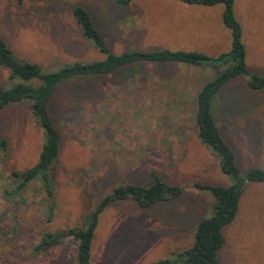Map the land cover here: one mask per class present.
Instances as JSON below:
<instances>
[{
  "label": "rangeland",
  "instance_id": "374dc122",
  "mask_svg": "<svg viewBox=\"0 0 264 264\" xmlns=\"http://www.w3.org/2000/svg\"><path fill=\"white\" fill-rule=\"evenodd\" d=\"M82 5L113 53L144 49L197 50L218 56L232 48L223 23L224 5L178 0H0V35L20 59L45 70L75 61L102 59L83 37L73 15ZM243 28L251 75L264 76V0H234ZM220 69L204 65L142 62L98 77L59 86L50 113L61 136L52 169L56 208L48 223L38 183L16 200L6 199L11 173L35 165L45 140L29 104L0 112V264H78L69 238L47 252H34L45 231L85 227L102 197L123 184L148 186L151 171L184 194L152 207L128 199L100 214L90 264H151L174 258L194 242L198 223L212 215L216 199L194 184L230 186L218 156L198 138V94ZM8 72L0 67V85ZM248 77L230 81L213 104L221 134L243 173L264 169V88ZM41 187V186H40ZM217 264H264V182L246 187L236 219L224 229Z\"/></svg>",
  "mask_w": 264,
  "mask_h": 264
},
{
  "label": "trees",
  "instance_id": "16d2710c",
  "mask_svg": "<svg viewBox=\"0 0 264 264\" xmlns=\"http://www.w3.org/2000/svg\"><path fill=\"white\" fill-rule=\"evenodd\" d=\"M17 1L23 3L24 0ZM131 1L116 0L121 5H128ZM178 1L203 6L223 4V23L232 32L231 50L218 56L197 50L169 48L135 49L116 54L112 52L96 26L93 15L82 5L73 8V15L83 37L90 41L98 52L105 55L102 59L75 61L57 70H45L39 63L18 58L0 35V67L9 73L7 81L0 85V112L10 106L29 104L32 117L45 136L37 163L24 171L11 173L13 182L11 188L6 189L5 197L8 201L17 202V197L20 198L34 183H38L43 193L41 201L45 206V219L48 223L54 219L56 203L52 169L60 155L61 136L51 116L50 103L60 85L77 78L106 76L142 62L211 66L220 70L204 84L198 94V138L218 156L221 170L232 177L233 183L230 186L194 184L195 188L208 191L216 199L212 215L198 223L193 245L189 249L177 253L173 259H161L151 264H217L219 252L225 243L224 229L236 219L248 184L264 182V169L254 167L246 174L242 172L236 153L221 134L213 113V104L225 85L242 76L249 78L243 28L234 12V0ZM247 84L253 90L263 89L264 76L251 75ZM8 149V140L2 139L0 151L6 156ZM151 177L153 181L148 186L123 184L115 187L110 194L102 197L95 209L88 214L85 227L43 232L38 243L34 245V252H47L72 238L77 243V263L90 264L99 216L110 203L131 199L140 207L148 208L165 199L177 198L184 194L183 186L167 183L155 171H151Z\"/></svg>",
  "mask_w": 264,
  "mask_h": 264
}]
</instances>
